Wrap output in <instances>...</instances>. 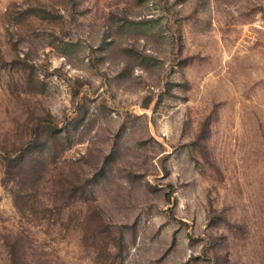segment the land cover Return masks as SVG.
<instances>
[{
	"label": "rangeland",
	"instance_id": "374dc122",
	"mask_svg": "<svg viewBox=\"0 0 264 264\" xmlns=\"http://www.w3.org/2000/svg\"><path fill=\"white\" fill-rule=\"evenodd\" d=\"M0 264H264V0H0Z\"/></svg>",
	"mask_w": 264,
	"mask_h": 264
}]
</instances>
